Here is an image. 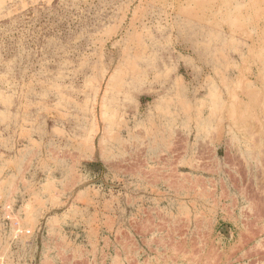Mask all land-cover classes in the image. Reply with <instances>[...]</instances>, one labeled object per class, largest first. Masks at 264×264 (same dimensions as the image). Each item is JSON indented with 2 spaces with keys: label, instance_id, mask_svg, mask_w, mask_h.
<instances>
[{
  "label": "rangeland",
  "instance_id": "1",
  "mask_svg": "<svg viewBox=\"0 0 264 264\" xmlns=\"http://www.w3.org/2000/svg\"><path fill=\"white\" fill-rule=\"evenodd\" d=\"M0 264H264V0H0Z\"/></svg>",
  "mask_w": 264,
  "mask_h": 264
}]
</instances>
